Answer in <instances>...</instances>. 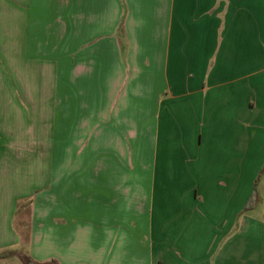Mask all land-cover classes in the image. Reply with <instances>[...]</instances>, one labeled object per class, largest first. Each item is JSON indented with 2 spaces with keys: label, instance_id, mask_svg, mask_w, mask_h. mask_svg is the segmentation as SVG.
I'll return each mask as SVG.
<instances>
[{
  "label": "crops",
  "instance_id": "crops-1",
  "mask_svg": "<svg viewBox=\"0 0 264 264\" xmlns=\"http://www.w3.org/2000/svg\"><path fill=\"white\" fill-rule=\"evenodd\" d=\"M263 170L264 0H0V264H264Z\"/></svg>",
  "mask_w": 264,
  "mask_h": 264
},
{
  "label": "rangeland",
  "instance_id": "rangeland-1",
  "mask_svg": "<svg viewBox=\"0 0 264 264\" xmlns=\"http://www.w3.org/2000/svg\"><path fill=\"white\" fill-rule=\"evenodd\" d=\"M5 74H6V77H7V82L12 84L13 80L15 78L14 73H12L10 71H7ZM76 77H78V75ZM73 78L75 79V77H73ZM37 82H39L38 81V76H37ZM30 83L28 82V85ZM76 83L77 82L74 81L72 84H68V85L65 84V86L69 88L70 93L72 94V96L77 94V91H76V88H75ZM10 88L11 87L9 85L7 87L8 91L12 90L14 95H15V97L19 99L20 98V92L18 90L16 91V90L10 89ZM54 92H56V89H54ZM19 101H20V99H19ZM23 108H25V110L27 112H30L28 106L23 105ZM73 121H74L73 122V126L76 128L75 134L72 135L71 133H67L66 135H61L63 140L60 141V142H63V148H65V146L67 147V149H66L67 153L66 154L62 153V156H65V157H63L62 160L70 161L71 158L75 156V154H76L75 151L79 150V148L81 147V145L83 143L87 144L89 141H91L90 144H89V147H87V152L83 155V159L89 160L90 158L88 156V151L92 147L94 138H93L92 134L88 138L84 136L86 134L85 133V127H84L83 122L81 120H73ZM99 121L100 122L98 124V127L99 126H105V124L107 122L106 120H102V119H99ZM52 123H56V122L54 121ZM89 123H91V127H97V118L93 119ZM87 124H88V122H87ZM116 125H117V128L114 127ZM128 125H129V123H128ZM126 127H127V124L125 122H117V123L113 122L112 124H109L108 131L110 130V132L113 135L112 141H110V143H105L106 139H105V137L103 135L99 139H97V145H98L97 154H93L92 155V159H97L98 162L99 161H104L106 159L113 160L115 155H116L114 153V151H118L119 150V148L115 147V145L117 144V141L120 143V145H121L120 149L123 150V151H125L126 148L129 149L130 146L136 147L138 145V143L141 142V140H142V131L141 130H142L143 126H139L138 127L139 131H140V135H139V137L137 139L131 138V137H129L127 135V132L125 130ZM81 128H82V130H84L83 132H81V130H80ZM112 128H113V130H112ZM62 133H63L62 130H60L59 134H62ZM106 150H109V151L105 152ZM100 151H104V152H100ZM117 159L121 160L122 162L127 161V157L124 154H122V156L119 155L117 157ZM128 159H130V158H128ZM135 160H136V158H135ZM57 167H58V165H55V170H53V171L58 170ZM64 171L67 172L69 170H63V172ZM81 171H82L81 169L78 170V172H81ZM89 171H92V170H89ZM261 176H262V178H264L263 177L264 176V172L259 173V177L258 178H260ZM87 178L91 179L92 177L91 176H87ZM258 208H259V210L260 209L264 210V196H263V200L259 204ZM29 213H31V209H30ZM24 215H25L24 213H22L20 215V212H19V215L15 217V222H14V229H15V231H17V233L19 234L20 237L22 236V231L24 230V228H28V231H29L30 221H29V219L25 221ZM10 251H15L17 253L21 251V252H23L22 256H24L25 254L29 253L28 252L29 249L26 248V246L22 247V246H17V245H16L15 248H12V250H10ZM16 260L21 262L19 259H16Z\"/></svg>",
  "mask_w": 264,
  "mask_h": 264
},
{
  "label": "trees",
  "instance_id": "trees-1",
  "mask_svg": "<svg viewBox=\"0 0 264 264\" xmlns=\"http://www.w3.org/2000/svg\"><path fill=\"white\" fill-rule=\"evenodd\" d=\"M264 172V170H263ZM257 202V193L256 191L252 194L250 200L247 203V207H252L256 204ZM11 254H13V252L11 251H5L3 253H0V259H4V258H9L11 256ZM28 264H34V262L32 260H30L29 258L27 259Z\"/></svg>",
  "mask_w": 264,
  "mask_h": 264
}]
</instances>
